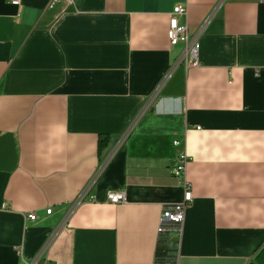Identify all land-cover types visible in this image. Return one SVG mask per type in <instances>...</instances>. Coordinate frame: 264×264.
Instances as JSON below:
<instances>
[{"label": "crops", "instance_id": "1", "mask_svg": "<svg viewBox=\"0 0 264 264\" xmlns=\"http://www.w3.org/2000/svg\"><path fill=\"white\" fill-rule=\"evenodd\" d=\"M179 155L176 264H264V3L0 0V264H153Z\"/></svg>", "mask_w": 264, "mask_h": 264}, {"label": "built area", "instance_id": "2", "mask_svg": "<svg viewBox=\"0 0 264 264\" xmlns=\"http://www.w3.org/2000/svg\"><path fill=\"white\" fill-rule=\"evenodd\" d=\"M12 5L18 6L20 5V0H9ZM260 3H264V0H258ZM187 9L183 5H176L173 10V13L170 17L169 22V29L167 32L168 40L171 45L176 46L178 44L184 45V50L180 58L178 59L177 63H185L188 67H195L197 66V52H198V37L204 30L206 23L209 21L211 16L206 20V22L194 33H190L188 26L185 24H181L179 21V17L185 15ZM132 127H130L125 135L123 136L121 142L129 135L131 132ZM178 141L174 142V146H178ZM113 155V153L111 154ZM111 157V156H110ZM108 160H106L93 180L88 184V186L84 189L83 193L80 196V199L89 198L93 199L90 196L91 189L97 180L99 173L103 170V168L107 165ZM188 163V156L187 155H179L175 158L174 164L172 166V176L184 187V199L181 203L174 204L169 209H166L163 212V215L160 219V227L159 233H165L168 231L167 225L169 223H174L177 225H181L184 222L186 210L191 205L193 201V193L192 187L188 183L185 177L186 165ZM108 201L114 205L123 204L126 202L125 194L122 192H110L108 194ZM5 208V207H4ZM52 210H47V214H51ZM27 218L34 221L37 219V215L35 213H30L27 215ZM45 249H43L30 263L26 264H37L40 259L42 258ZM153 264H163L158 261H155Z\"/></svg>", "mask_w": 264, "mask_h": 264}, {"label": "trees", "instance_id": "3", "mask_svg": "<svg viewBox=\"0 0 264 264\" xmlns=\"http://www.w3.org/2000/svg\"><path fill=\"white\" fill-rule=\"evenodd\" d=\"M108 141V136H100L99 149ZM177 233L162 234L159 241L156 261L163 264H176L177 261ZM176 236V237H175Z\"/></svg>", "mask_w": 264, "mask_h": 264}]
</instances>
